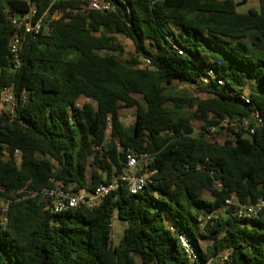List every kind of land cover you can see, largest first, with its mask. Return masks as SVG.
Masks as SVG:
<instances>
[{
  "label": "trees",
  "instance_id": "obj_1",
  "mask_svg": "<svg viewBox=\"0 0 264 264\" xmlns=\"http://www.w3.org/2000/svg\"><path fill=\"white\" fill-rule=\"evenodd\" d=\"M106 1L115 11L87 1L54 5L51 15L60 16L35 38L23 34L21 67L12 72L9 17L29 4L0 0V93L13 86L18 97L15 118L0 115L8 153L0 151V198L9 201L0 213V264H197L180 233L202 264L225 255L221 264H264V209L238 215L264 198V0L244 13L232 0ZM51 2L30 0L39 16ZM118 36L134 48L126 61ZM142 58L151 69L140 67ZM176 83L208 97L173 94ZM132 108L126 127L120 111ZM256 113L262 124L252 135L241 126H229L223 144L194 135V123L219 134L225 120L254 126ZM129 150L151 156L156 171L136 195L123 186L91 210L58 215L33 197L57 186L93 192L123 174ZM115 218L126 225L117 243Z\"/></svg>",
  "mask_w": 264,
  "mask_h": 264
},
{
  "label": "built area",
  "instance_id": "obj_2",
  "mask_svg": "<svg viewBox=\"0 0 264 264\" xmlns=\"http://www.w3.org/2000/svg\"><path fill=\"white\" fill-rule=\"evenodd\" d=\"M29 4V9L27 12L22 14H11L10 22L14 26L15 31L10 37L9 41V52H10V63H11V71L16 72L21 67V50L23 45V34L31 35L34 38L38 36L45 27L48 26V23H51L52 20L56 19L60 16L58 11H53V15L51 12L53 10V6L59 2H80L87 1L92 9L102 12L108 13L115 11V6L106 0H52L50 8L48 11L39 16L37 7L30 3V0H25ZM237 4H248L249 8H258L260 0H232ZM51 18L49 19V16ZM182 54L181 51H179ZM140 67L143 69H151L152 63L148 58H142L140 60ZM209 76L211 78H215V73L213 71H209ZM222 84V82H218ZM26 94H23L24 99L26 100ZM241 98L248 104L251 103V100L247 94H243ZM18 105V97L15 93L13 86L4 87L0 93V115L4 114L11 119L16 116V108ZM254 120L256 121L255 125L252 126V123L248 119H242L235 121L234 123L229 124V120H225L222 123L224 127L223 133H218L219 128H211L209 133L199 131L194 133L196 137H200L201 133H203L204 137L210 141L225 143L229 137H227L226 132L229 126L237 127L241 126L247 132V135L254 134L255 128L259 127L262 124V119L258 113L255 114ZM0 151L4 154V158L8 157V153L4 150ZM14 159L17 164H21L22 161V152L20 150H15ZM152 163V158L146 153L135 154L132 151H128L126 166L123 174L113 179L108 184L100 185L95 191L90 192L87 190L74 192L70 188L63 187H54V188H45L40 192L34 193L33 197H40L46 200L50 205V211L54 215L62 214L68 210L73 209H86L91 210L98 206L103 200L117 191L121 187H126L128 192L131 195H136L142 192L152 181L150 177L156 173V171H149V166ZM201 169V168H199ZM145 171L146 173H142ZM228 205L235 204L234 200H228ZM9 208V201L0 198V213L6 214ZM264 209V198H258L256 202L242 206L241 209L238 210L239 217H247V218H255L260 212ZM116 218L113 220L112 229L114 228V223ZM179 243L181 247L185 250L190 260L196 262L197 264H202L200 258L197 254V251L186 233L178 234ZM113 238V235H112ZM218 259L221 263L227 259V255L223 257L215 258ZM213 259V260H215ZM212 260V261H213ZM209 262L208 264H210Z\"/></svg>",
  "mask_w": 264,
  "mask_h": 264
},
{
  "label": "rangeland",
  "instance_id": "obj_3",
  "mask_svg": "<svg viewBox=\"0 0 264 264\" xmlns=\"http://www.w3.org/2000/svg\"><path fill=\"white\" fill-rule=\"evenodd\" d=\"M248 8H249L248 4H242L238 8V11L240 13H244V12L248 11ZM117 39L120 42V44L124 47V50H125V52L123 54H120V56H119L120 59L123 61L130 59V57L133 55V52H134V48H133L132 43L122 36H118ZM170 91L173 94L190 95L192 97H200V98H207L208 97V95H206V94H201V95L196 94L194 92V89L190 85L181 84V83H176V84L172 85L170 87ZM135 98L137 100H139V102L141 104H144V100H143L142 96L135 95ZM85 102H88V100L83 99L79 102V104L83 105ZM135 112H136L135 108L122 109L120 111L121 119H122V121L126 127L132 126L134 119H135ZM194 128H195L196 132H199L200 131V124L194 123ZM123 231H124V226H123L122 222H119L118 220H116L114 223V228H113V242H115V243L119 242L120 238L123 235ZM207 244H209L208 241H204V240L201 241V245L203 247H206ZM137 264H142V263L140 260H137ZM210 264H221V262L218 259L217 260L215 259V260L211 261Z\"/></svg>",
  "mask_w": 264,
  "mask_h": 264
},
{
  "label": "crops",
  "instance_id": "obj_4",
  "mask_svg": "<svg viewBox=\"0 0 264 264\" xmlns=\"http://www.w3.org/2000/svg\"><path fill=\"white\" fill-rule=\"evenodd\" d=\"M249 10V9H248ZM168 224H169V226H171V228H172V224H171V222H167ZM123 224V226H124V229H125V227H126V225L124 224V223H122ZM124 232V231H123Z\"/></svg>",
  "mask_w": 264,
  "mask_h": 264
},
{
  "label": "water",
  "instance_id": "obj_5",
  "mask_svg": "<svg viewBox=\"0 0 264 264\" xmlns=\"http://www.w3.org/2000/svg\"><path fill=\"white\" fill-rule=\"evenodd\" d=\"M6 218V217H5Z\"/></svg>",
  "mask_w": 264,
  "mask_h": 264
}]
</instances>
